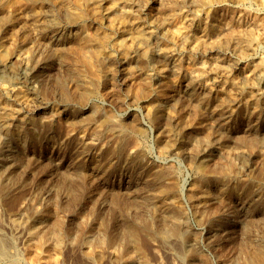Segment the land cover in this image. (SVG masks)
<instances>
[{
  "label": "rangeland",
  "instance_id": "1",
  "mask_svg": "<svg viewBox=\"0 0 264 264\" xmlns=\"http://www.w3.org/2000/svg\"><path fill=\"white\" fill-rule=\"evenodd\" d=\"M0 5V54L5 62L0 68V113L8 111L6 127L23 131L14 134L0 125V233L8 239L0 264H254L252 255L264 246V185L260 184L264 157L243 148L244 162L243 157L238 159L244 170L237 180L238 191L224 197L212 191L208 203L196 202L190 187L201 158L186 157L189 148L180 150L171 142L161 152L156 131L165 134L166 129L185 123L183 137L189 138L195 135L192 128L196 125L203 133L215 131L218 123L211 116L213 110L264 108V0H0ZM122 26L133 34L149 33L143 49L153 54L151 61L143 49L124 39ZM110 39L118 43L117 49ZM13 72L26 74L25 78L13 79ZM86 88L92 93L86 95ZM15 89L27 94V101L10 98ZM71 117L89 120L83 126L73 125ZM104 118L112 120L110 129L89 138L84 128ZM207 119H213L212 124ZM114 124H123L125 129L120 133ZM233 127L240 136H251L243 121ZM260 132L264 134V128ZM117 145L119 149L114 148ZM214 158L207 156L209 168L215 166ZM164 166L174 168L181 185L179 223L164 216V207L155 197L157 185L169 183H159L154 176ZM54 222H58V240L44 239L41 228L50 229ZM32 224L36 230L30 235ZM157 226L174 227L179 235L152 234ZM134 227L140 229L131 236ZM187 236L193 241L191 254L182 246Z\"/></svg>",
  "mask_w": 264,
  "mask_h": 264
},
{
  "label": "bare ground",
  "instance_id": "2",
  "mask_svg": "<svg viewBox=\"0 0 264 264\" xmlns=\"http://www.w3.org/2000/svg\"><path fill=\"white\" fill-rule=\"evenodd\" d=\"M6 2V1H5ZM17 2V1H16ZM23 2V1H22ZM21 2V3H22ZM47 2V1H46ZM92 2V1H91ZM104 2H105V0H104ZM180 2V1H179ZM194 2V1H193ZM192 2V3H193ZM8 3H10V2H8ZM7 3V4H8ZM93 3H95V2H93ZM92 3V4H93ZM91 4V5H92ZM104 4V3H103ZM117 4V3H116ZM10 5V4H9ZM8 5V6H9ZM11 5H12V3H11ZM115 5V4H114ZM193 5V4H192ZM1 6V5H0ZM122 6V5H121ZM120 6V7H121ZM92 7V6H91ZM114 7V6H113ZM195 7V6H194ZM9 8V7H8ZM19 8V7H18ZM17 8V9H18ZM99 8V7H98ZM111 8H112V5H111ZM5 9H6V7H5ZM15 9V8H14ZM92 9V8H91ZM101 9H102V6H101ZM110 9V8H109ZM119 9V8H118ZM104 10H106V9H104ZM124 10V9H123ZM14 11H16V10H14ZM90 11V10H89ZM121 11V10H120ZM133 11V10H132ZM131 11V12H132ZM122 12V11H121ZM141 12V11H140ZM10 13V12H9ZM17 13V12H16ZM40 13V12H39ZM94 13V12H93ZM98 13V12H97ZM147 13V12H146ZM14 14V13H13ZM115 14V13H114ZM119 14V13H118ZM120 14H122V13H120ZM125 14V13H124ZM3 15V14H2ZM6 15H7V13H6ZM18 15V14H17ZM67 15V14H66ZM65 15V16H66ZM88 15V14H87ZM95 15V14H94ZM93 15V16H94ZM100 15V14H99ZM126 15V14H125ZM35 16V15H34ZM33 16V17H34ZM117 16V15H116ZM115 16V17H116ZM129 16V15H128ZM133 16V15H132ZM82 17V16H81ZM108 17V16H107ZM130 17V16H129ZM135 17V16H134ZM147 17V16H146ZM169 17V16H168ZM3 18V17H2ZM7 18V17H6ZM10 18V17H9ZM83 18V17H82ZM88 18V17H87ZM95 18V17H94ZM140 18V17H139ZM145 18V17H144ZM148 18V17H147ZM4 19V18H3ZM32 19V18H31ZM64 19V18H63ZM89 19V18H88ZM95 19H97V18H95ZM99 19V18H98ZM103 19V18H102ZM104 19H105V17H104ZM110 19V18H109ZM128 19V18H127ZM134 19V18H133ZM132 19V20H133ZM142 19V18H141ZM146 19V18H145ZM11 20V19H10ZM9 20V21H10ZM85 20V19H84ZM91 20V19H90ZM148 20V19H147ZM170 20V19H169ZM1 21V20H0ZM40 21V20H39ZM63 21V20H62ZM75 21V20H74ZM98 21V20H97ZM145 21V20H144ZM143 21V22H144ZM152 21H154V20H152ZM14 22V21H13ZM107 22V21H106ZM128 22V21H127ZM135 22V21H134ZM133 22V23H134ZM147 22V21H146ZM155 22V21H154ZM4 23V22H3ZM10 23V22H9ZM36 22H34V24H35ZM50 23V22H49ZM68 23V22H67ZM70 23V22H69ZM86 23V22H85ZM112 23V22H111ZM140 23V22H139ZM156 23V22H155ZM48 24V23H47ZM52 24H54V23H52ZM60 24V23H59ZM58 24V25H59ZM100 24V23H99ZM122 24V23H121ZM145 24V23H144ZM150 24V23H149ZM162 24V23H161ZM1 25H2V22H1ZM38 25V24H37ZM63 25V24H62ZM103 25V24H102ZM116 26H117V24H115ZM60 26V25H59ZM64 26V25H63ZM109 26H111V25H109ZM118 26H120V24L118 25ZM117 26V27H118ZM161 26V25H160ZM184 26V25H183ZM10 27V26H9ZM36 27V26H35ZM48 27V26H47ZM51 27V26H50ZM115 27V26H114ZM113 27V28H114ZM138 27H140V26H138ZM184 27H186V26H184ZM0 28H1V26H0ZM2 28H3V26H2ZM1 28V29H2ZM54 28V27H53ZM59 28V27H58ZM109 28V27H108ZM111 28H112V26H111ZM151 28V27H150ZM155 28V27H154ZM188 28H189V26H188ZM0 29V30H1ZM38 29V28H37ZM42 29V28H41ZM61 29V28H60ZM156 29V28H155ZM82 30V29H81ZM80 30V31H81ZM86 30V29H85ZM85 30H82V31H85ZM132 30V29H131ZM136 30H137V28H136ZM139 30H141V29H139ZM160 30H161V28H160ZM164 30V29H163ZM189 30V29H188ZM2 31H3V29H2ZM8 31V30H7ZM102 31V30H101ZM111 31V30H110ZM133 31V30H132ZM152 31V30H151ZM162 31V30H161ZM53 32V31H52ZM92 32H94V31H92ZM100 32V31H99ZM107 32H108V30H107ZM160 32V31H159ZM163 32V31H162ZM12 33V32H11ZM61 33V32H60ZM63 33H65V32H63ZM89 33V32H88ZM116 33V32H115ZM120 33L123 35V37H124V39H130L134 44H135V46H136V48L137 49H143V47H144V45L146 44V41H148L147 40V34H149L147 31H143V32H137V33H131V32H128L125 28H124V26H122L121 28H120ZM158 33V32H157ZM192 33V32H191ZM39 34V33H38ZM81 34V33H80ZM161 34V33H160ZM165 34V33H164ZM182 34V33H181ZM184 34H186V33H183L182 35H184ZM6 35V34H5ZM8 35V34H7ZM11 35V34H10ZM50 35H52V34H50ZM56 35V34H55ZM68 35V34H67ZM102 35V34H101ZM107 35V34H106ZM117 35H119L118 33H117ZM157 35V34H156ZM156 35H155V37H156ZM181 35V38H183V36ZM4 36V35H3ZM59 36V35H58ZM99 36V35H98ZM115 36V35H114ZM152 36V35H151ZM154 36V35H153ZM152 36V37H153ZM12 37V36H11ZM10 37V38H11ZM41 37V36H40ZM94 37V36H93ZM102 37H104V36H102ZM158 37V36H157ZM187 37H188V35H187ZM67 38V37H66ZM65 38V39H66ZM106 38V37H105ZM119 38V37H118ZM180 38V39H181ZM1 39V38H0ZM14 39H15V37H14ZM25 39V38H24ZM53 38H51V40H52ZM64 39V40H65ZM70 39V38H69ZM95 39V38H94ZM93 39V40H94ZM122 39V38H121ZM237 39V38H236ZM8 40V39H7ZM20 40V39H19ZM22 40V39H21ZM44 40V39H43ZM49 40V39H48ZM63 40V39H62ZM83 40V39H82ZM105 40V39H104ZM159 40V39H158ZM168 40V39H167ZM183 40V39H182ZM187 40V39H186ZM186 40H184V41H186ZM15 41V40H14ZM50 41V40H49ZM49 41H47L48 43H49ZM61 41V40H60ZM90 41V40H89ZM114 42V41H112L111 39L109 40V42ZM117 41V40H116ZM119 41V40H118ZM130 41V42H131ZM162 41V40H161ZM20 42V41H19ZM105 42V41H104ZM120 42V41H119ZM121 42H122V40H121ZM129 42V41H128ZM234 42V41H233ZM2 43V42H1ZM4 43V42H3ZM8 43H10V42H8ZM11 43H13V41L11 42ZM10 43V44H11ZM18 43V42H17ZM24 43V42H23ZM52 43V42H51ZM168 43V42H167ZM186 43V42H185ZM231 43V42H230ZM238 43V42H237ZM5 44V43H4ZM14 44V43H13ZM68 44V43H67ZM97 44V43H96ZM114 45H113V47H115L116 49H117V44L118 43H116V42H114L113 43ZM129 45L131 44V43H128ZM128 44H126L127 46H128ZM184 44V43H183ZM18 45H19V43H18ZM21 45V44H20ZM92 45V44H91ZM98 45V44H97ZM165 45V44H164ZM237 46H238V44H236ZM240 45V44H239ZM245 45V44H244ZM9 46V45H8ZM83 46V45H82ZM84 46H86V45H84ZM83 46V47H84ZM106 46V45H105ZM122 46V45H121ZM93 47V46H92ZM101 47V46H100ZM112 47V48H113ZM163 47V46H162ZM245 47V46H244ZM10 48V47H9ZM22 48V47H21ZM57 49H58V47H56ZM62 48H64V47H62ZM89 48V47H88ZM105 48V47H104ZM118 48H119V46H118ZM131 48V47H130ZM145 48V47H144ZM154 48V47H153ZM53 49V48H52ZM60 49V48H59ZM84 49V48H83ZM86 49V48H85ZM107 49V48H106ZM111 49V48H110ZM165 49V48H164ZM169 49V48H168ZM243 49H246V48H243ZM249 49V48H248ZM56 50V49H55ZM91 50V49H90ZM103 50V49H102ZM134 50V49H133ZM149 50H150V48H149ZM163 50V49H162ZM162 50H160V51H162ZM60 51V50H59ZM83 51V50H82ZM132 51V50H131ZM144 52V56L146 57L147 56V58L151 61L152 60V57H153V54H151V52L149 51H147V49H143V50H141V52ZM247 51V50H246ZM36 52H37V50H36ZM56 52V51H55ZM85 52H86V50H85ZM89 52V51H88ZM108 52V51H107ZM120 52V51H119ZM137 52H139L138 50H137ZM38 53V52H37ZM45 53V52H44ZM61 53V52H60ZM63 53V52H62ZM82 53V52H81ZM87 53V52H86ZM172 53V52H171ZM40 54V53H39ZM38 54V55H39ZM58 54V53H57ZM91 54V53H90ZM94 54H95V52H94ZM93 54V55H94ZM112 54H113V52H112ZM111 54V55H112ZM156 54H157V52H156ZM18 55H20L19 53H18ZM86 55V54H85ZM96 55H98V54H96ZM110 55V54H109ZM166 55H168V54H166ZM48 56V55H47ZM62 56H64V55H62ZM99 56V55H98ZM120 56V55H119ZM164 56H165V54H164ZM2 55L0 54V68H2V67H4V64H5V62L2 60ZM40 57V56H39ZM144 57V58H145ZM48 58H49V56H48ZM52 58V57H51ZM94 58H95V56H94ZM108 58V57H107ZM165 58V57H164ZM80 59H81V56H80ZM124 59H125V57H124ZM160 59V58H159ZM217 59V58H216ZM82 60V59H81ZM104 60V59H103ZM116 60V59H115ZM181 60V59H180ZM96 61V60H95ZM94 61V62H95ZM156 61V60H155ZM217 61V60H216ZM79 62V61H78ZM82 62V61H81ZM85 62V61H84ZM93 62V63H94ZM104 62V61H103ZM135 62V61H134ZM157 62V61H156ZM164 62V61H163ZM7 63V62H6ZM9 63V62H8ZM90 63V62H89ZM121 63V62H120ZM136 63V62H135ZM176 63V62H175ZM109 64V63H108ZM147 64H149V62L147 63ZM173 64V63H172ZM9 65V64H8ZM44 65V64H43ZM99 65V64H98ZM102 65H103V63H102ZM117 65V64H116ZM115 65V66H116ZM133 65L134 64H132V67H133ZM136 65V64H135ZM165 65H167V64H165ZM164 65V66H165ZM177 65H179V64H177ZM261 65V64H260ZM114 66V65H113ZM126 66H128V65H126ZM139 66H141V65H139ZM171 66V65H170ZM180 66H182V65H180ZM92 67H93V64H92ZM111 67V66H110ZM123 67V66H122ZM132 67H130V68H132ZM153 66H151V68H152ZM163 67V66H162ZM195 67V66H194ZM193 67V68H194ZM224 67V66H223ZM229 67V66H228ZM77 68V67H76ZM85 68V67H84ZM112 68V67H111ZM115 68V67H114ZM120 68H121V66H120ZM134 68V67H133ZM142 68V67H141ZM150 68V69H151ZM163 68H165V67H163ZM166 68H167V66H166ZM172 68V67H171ZM213 68V67H212ZM215 68V67H214ZM236 68V67H235ZM257 68V67H256ZM256 68H254V69H256ZM27 69V68H26ZM140 69V68H139ZM33 70V69H32ZM70 70H71V68H70ZM104 70V69H103ZM125 70V69H124ZM143 70V69H142ZM158 70V69H157ZM160 70H161V68H160ZM29 71V70H28ZM27 71V72H28ZM95 71V70H94ZM100 71V70H99ZM102 71V70H101ZM200 71V70H199ZM227 71V70H226ZM229 71H230V68H229ZM11 72V71H10ZM71 72V71H70ZM129 72V71H128ZM127 72V73H128ZM146 72V71H145ZM151 72V71H150ZM172 72V71H171ZM178 72V71H177ZM136 73V72H135ZM174 73V72H173ZM225 73V72H224ZM231 73V72H230ZM261 73V72H260ZM73 74V73H72ZM92 74V73H91ZM90 74V75H91ZM97 74V73H96ZM103 74V73H102ZM107 74H108V72H107ZM110 74V73H109ZM108 74V75H109ZM145 74V73H144ZM166 74V73H165ZM26 75V74H25ZM25 75L23 74H19V73H17V72H13V74H12V78L13 79H18V78H25ZM33 75V74H32ZM159 76L157 77V80H158V82L159 81H161V76H160V74H158ZM224 75V74H223ZM264 75V74H263ZM98 76V75H97ZM127 76V75H126ZM132 76V75H131ZM135 76V75H134ZM146 76V75H145ZM225 76V75H224ZM226 76H228V75H226ZM262 76V75H261ZM67 77V76H66ZM74 77V76H73ZM81 77H83V76H81ZM85 77V76H84ZM89 77V76H88ZM92 77V76H91ZM96 77V76H95ZM104 77V76H103ZM102 77V78H103ZM111 77V76H110ZM144 77V76H143ZM155 77V76H154ZM196 77V76H195ZM241 77V76H240ZM98 78V77H97ZM102 78L100 79V80H102ZM140 78V77H139ZM226 78V77H225ZM242 78V77H241ZM250 78H252V76L250 77ZM71 79V78H70ZM74 79V78H73ZM87 79V78H86ZM30 80H31V78H30ZM97 80V79H96ZM140 80V79H139ZM149 80V79H148ZM192 80V79H191ZM224 80V79H223ZM222 80V81H223ZM232 80V79H231ZM239 80V79H238ZM241 80V79H240ZM5 81V80H4ZM78 81V80H77ZM190 81V80H189ZM229 81V80H228ZM34 82V81H33ZM80 82V81H79ZM150 82V81H149ZM166 82V81H165ZM195 82H197V80L195 81ZM27 83V82H26ZM91 83V82H90ZM89 83V84H90ZM139 83H140V81H139ZM139 83H137V84H139ZM141 83H142V81H141ZM143 83H144V81H143ZM192 83V82H191ZM15 84H16V82H15ZM18 84V83H17ZM31 84V83H30ZM34 84V83H33ZM85 84V83H84ZM89 84H87V85H89ZM98 85H99V83H97ZM145 84V83H144ZM150 84V83H149ZM149 84H147V85H149ZM226 84V83H225ZM234 84H235V82H234ZM150 85H152V84H150ZM11 86L12 87H15L14 85H10V88H11ZM17 86V85H16ZM60 86V85H59ZM110 86H111V84H110ZM130 86V85H129ZM142 86V85H141ZM236 86V85H235ZM20 87V86H19ZM99 87V86H98ZM98 87H96V88H98ZM119 87H120V85H119ZM152 87V86H151ZM238 87V86H237ZM3 88V87H2ZM17 88V87H16ZM22 89H23V87H21ZM139 88V87H138ZM141 88V87H140ZM1 89V88H0ZM6 89V88H5ZM9 89V88H8ZM109 89V88H108ZM127 89V88H126ZM233 89H235L236 90V88L234 87ZM245 89H247V88H245ZM23 90H25V89H23ZM32 90V89H31ZM61 90V89H60ZM59 90V91H60ZM140 90V89H139ZM191 90V89H190ZM200 90V89H199ZM240 90H241V88H240ZM1 91H3V90H1ZM82 91V90H81ZM96 91H97V89H96ZM100 91V90H99ZM144 91V90H143ZM146 91H147V89H146ZM227 91V90H226ZM32 92V91H31ZM83 92H85V94L86 95H89L90 93H92V91L91 90H88L87 88L83 91ZM136 92V91H135ZM140 92H141V90H140ZM179 92V91H178ZM204 92V91H203ZM258 92V91H257ZM6 93V92H5ZM8 93H9V91H8ZM129 93V92H128ZM137 93V92H136ZM145 93V92H144ZM183 93V92H182ZM193 93V92H192ZM208 93V92H207ZM223 93V92H222ZM225 93V92H224ZM242 93V92H241ZM254 93V92H253ZM259 93H261V92H259ZM264 93V92H263ZM1 94V93H0ZM80 94V93H79ZM84 94V95H85ZM96 94V93H95ZM123 94V93H122ZM121 94V95H122ZM134 94V93H133ZM226 94V93H225ZM234 94V93H233ZM9 95H10V98H12L13 100H15V101H18V102H20V101H27V99H26V95L27 94H25L23 91H21V90H19V89H15V90H13V91H11L10 93H9ZM60 95V94H59ZM58 95V96H59ZM93 95V94H92ZM179 95L180 94H178V97H179ZM221 95V94H220ZM236 95V94H235ZM240 95V94H239ZM31 96V95H30ZM96 96V95H95ZM128 96V95H127ZM158 96V95H157ZM187 96H189V95H187ZM195 96V95H194ZM203 96V95H202ZM211 96V95H210ZM237 96V95H236ZM249 96V95H248ZM4 97V96H3ZM7 97V96H6ZM94 97V96H93ZM150 97V96H149ZM175 97H176V94H175ZM205 97V96H204ZM238 97V96H237ZM244 97H247V96H244ZM9 98V99H10ZM32 98H34L33 96H32ZM41 98H43V97H41ZM203 98V97H202ZM207 98V97H206ZM219 98H222V96H220ZM226 98V97H225ZM234 98V97H233ZM232 98V99H233ZM249 98H251V97H249ZM259 98H260V96H259ZM78 99V98H77ZM94 99V98H93ZM99 99V98H98ZM144 99V98H143ZM146 99V98H145ZM224 99V98H223ZM228 99H229V97H228ZM236 99V98H235ZM247 99V98H246ZM1 100V99H0ZM11 100V99H10ZM9 100V101H10ZM32 100V99H31ZM37 100V99H36ZM58 100V99H57ZM101 100V99H100ZM135 100V99H134ZM204 100V99H203ZM208 100V99H207ZM206 100V101H207ZM238 100V99H237ZM251 100V99H250ZM4 101V100H3ZM34 101H35V99H34ZM53 101V100H52ZM97 101V100H96ZM187 101V100H186ZM190 101H191V99H190ZM193 101H196L197 102V100H193ZM223 101V100H222ZM229 101H230V99H229ZM17 102V103H18ZM22 102V103H23ZM32 102V101H31ZM31 102H30V104H31ZM36 102V101H35ZM50 102V101H49ZM100 102V101H99ZM156 102V101H155ZM154 102V103H155ZM214 102H215V100H214ZM218 102V101H217ZM216 102V104H219V103H217ZM243 102H244V100H243ZM3 103V102H2ZM10 103V102H9ZM28 103V102H27ZM47 103V102H46ZM83 103H84V101H83ZM82 103V104H83ZM153 103V104H154ZM161 103V102H160ZM165 103V102H164ZM246 103H247V101H246ZM249 103V102H248ZM7 104V103H6ZM14 104V103H13ZM16 104V103H15ZM74 104V103H73ZM158 104V103H157ZM167 104V103H166ZM175 104V103H174ZM179 104V103H178ZM190 104V103H189ZM193 104V103H192ZM195 104V103H194ZM199 104V103H198ZM197 104V106H199ZM206 104H207V102H206ZM245 104V103H244ZM2 105V104H1ZM9 105V104H8ZM10 105H11V103H10ZM28 105V104H27ZM26 105V106H27ZM42 105V104H41ZM45 105V104H44ZM66 105H68V104H66ZM151 105V104H150ZM172 105V104H171ZM171 105H170V107H171ZM222 105V104H221ZM4 106H6V105H4ZM37 106V105H36ZM40 106V105H39ZM46 106V105H45ZM102 106V105H101ZM100 106V107H101ZM167 106H169V105H167ZM173 106H175V105H173ZM172 106V108H173V110L176 108H174ZM214 105H212V107H213ZM229 106V105H228ZM237 106V105H236ZM246 106H248V105H246ZM260 106V105H259ZM3 107V106H2ZM18 107V106H17ZM65 107V106H64ZM77 107V106H76ZM150 107V106H149ZM151 107H153L152 105H151ZM224 107H225V105H224ZM233 106H231V108H232ZM253 107V106H252ZM251 107V108H252ZM257 107V106H256ZM6 108V107H5ZM71 108V107H70ZM186 108V107H185ZM194 108H196V107H194ZM229 108V107H228ZM235 108V107H234ZM254 108V107H253ZM13 109V108H12ZM63 109V108H62ZM77 109H78V107H77ZM157 109V108H156ZM155 109V110H156ZM159 109V108H158ZM166 109V108H165ZM168 110H169V107L167 108ZM181 109V108H180ZM179 109V110H180ZM182 109H184V108H182ZM190 109V108H189ZM198 109V108H197ZM212 109V108H211ZM210 109V110H211ZM215 109V108H214ZM250 109V108H249ZM264 109V108H263ZM263 109L262 108H259L258 107V109H255L254 108V110H252V111H246V110H244V111H240V109H232V110H229V111H223V109L221 110V109H216V110H213V112H211V116L213 117V118H215V120L217 121V123H218V125H216L217 126V128L216 129H214L215 131H213V132H205V133H203L204 131H203V129H201V127H199V126H197L196 124V126H194L192 129H193V131L195 132V135H191V137H189V138H185V137H183V132L185 131V128H186V126L187 125H185V123L184 124H180L179 126H177L176 125V128H175V130L173 129V130H169V129H166L165 130V134H160V133H157V131H156V134H158V136H157V138H158V143H159V145L158 146H160V151L161 152H163V151H165L167 148H169V144H170V142L172 143V147H177V148H179L180 150H184V149H186V148H189V150H187V151H185L184 152V155L186 156V157H189V158H193V157H199V158H201V160H200V166H199V168H197V171L195 172L196 174V177H195V180H194V182L192 183V185H191V187H190V191H191V197L193 198V199H195V200H197L196 202H207V199L211 196V194H212V191H217L216 193L217 194H219V196H221V197H224L225 195H227V194H229V193H231V194H233V193H235V192H237L238 191V181L237 180H239L240 179V177L242 176V173H243V165H241L242 163H240L241 162V160H243V162H244V155H245V152H244V149L243 148H246L247 150H249V154H251V155H260V156H262V157H264V134H261V129L262 128H264V127H262V126H264V122H263V118H264V111H263ZM2 110H4V109H2ZM7 110V109H6ZM26 110V109H25ZM48 110H50V109H48ZM108 110V109H107ZM170 110H171V108H170ZM179 110H178V113H179ZM196 110V109H195ZM203 110V109H202ZM205 110V109H204ZM11 111V110H10ZM18 111V110H17ZM20 111V110H19ZM28 111V110H27ZM41 111V110H40ZM47 111V110H46ZM97 111V110H96ZM159 111V110H158ZM198 111V110H197ZM201 111V110H200ZM8 112V111H7ZM7 112L4 110V112H2V113H0V125L3 127V128H5L6 126L4 125L5 124V119H6V117H7ZM23 112V111H22ZM98 112V111H97ZM171 112V111H170ZM163 113V112H162ZM173 113H174V111H173ZM176 113V112H175ZM207 113V112H206ZM210 113V112H209ZM158 114H160L159 112H158ZM172 114V113H171ZM208 114V113H207ZM12 115V114H11ZM10 115V116H11ZM24 115V114H23ZM22 115V116H23ZM95 115H97V114H95ZM175 115V114H174ZM196 115V114H195ZM209 115V114H208ZM13 116V115H12ZM148 116V115H147ZM166 116V115H165ZM14 117V116H13ZM25 117V116H24ZM45 116H43V118H44ZM51 117V116H50ZM90 117V116H89ZM95 117V116H94ZM117 117V116H116ZM149 117V116H148ZM162 117V116H161ZM168 117V116H167ZM195 117V116H194ZM199 117V116H198ZM205 117V116H204ZM209 117V116H208ZM118 118V117H117ZM159 118H160V115H159ZM159 118H158V122H159ZM164 118V117H163ZM171 118V117H170ZM174 118V117H173ZM185 118V117H184ZM94 119V118H93ZM92 119V121H94ZM176 119H177V117H176ZM191 119V118H190ZM8 120V119H7ZM45 120V119H44ZM52 120V119H51ZM69 120V119H68ZM88 120L89 119H87V120H80L79 118H77V117H71L70 118V123L71 124H73V125H77V124H82V126L84 125V124H87L88 123ZM149 120V119H148ZM167 120V119H166ZM171 120V119H170ZM189 120V119H188ZM203 120V119H202ZM207 120H209L208 122L209 123H211L212 124V122H213V119H212V122L210 121V119H207ZM207 120H205V121H207ZM214 120V121H215ZM12 121V120H11ZM38 121V120H37ZM67 121V120H66ZM112 120H110V119H108V118H104V119H102V120H100L98 123L97 122H95L94 123V126L93 127H90V128H84V130H85V134L90 138V137H93V136H101V135H103V130H104V128H106V127H108V126H112V124L110 123ZM168 121V120H167ZM182 121V120H181ZM193 121V120H192ZM199 121H201V120H199ZM240 121H243L244 122V127L246 128L245 130H247V132H249V133H251V136H249V137H243V136H240V134H238V128L237 129H235L234 127H233V125L236 123H238V122H240ZM19 122V121H18ZM40 122H41V120H40ZM114 122V121H113ZM134 122V121H133ZM135 122H136V120H135ZM135 122H134V125H135ZM154 122V121H153ZM178 122H179V120H178ZM31 123V122H30ZM38 123H39V121H38ZM49 123V122H48ZM172 123V122H171ZM180 123V122H179ZM190 123H192V122H190ZM208 123V124H209ZM9 124V123H8ZM68 124V123H67ZM126 124V123H125ZM128 124V123H127ZM194 124V123H193ZM200 124V123H199ZM16 125V124H15ZM39 125H42V124H39ZM152 125V124H151ZM47 126V125H46ZM136 126H138V125H136ZM141 126V125H140ZM171 126H172V124H171ZM174 126V125H173ZM215 126V125H214ZM215 126V127H216ZM33 127V126H32ZM144 127V126H143ZM142 127V128H143ZM2 128V129H3ZM21 128V127H20ZM31 128V127H30ZM46 128H48V127H46ZM65 128V127H64ZM109 128V127H108ZM107 128V129H108ZM113 128H115L118 132H122L125 128H124V125L123 124H114L113 125ZM131 128V126L129 127V129ZM139 128V127H138ZM153 128V127H152ZM161 128V127H160ZM174 128V127H173ZM1 129V130H2ZM19 129V128H18ZM33 129V128H32ZM39 129V128H38ZM110 129V128H109ZM132 130H133V128H131ZM130 129V130H131ZM134 129H137V128H134ZM5 130H7V131H9V132H13L14 134H22L23 133V131L22 130H16V131H12L9 127H6L5 128ZM5 130H4V132H5ZM30 130V129H29ZM106 130V129H105ZM113 130V129H112ZM160 130V129H159ZM208 130V129H207ZM211 130V129H210ZM34 131H35V129H34ZM115 131V130H114ZM117 131H115L116 133H117ZM137 131H138V129H137ZM136 131V132H137ZM143 131V130H142ZM212 131V130H211ZM114 132V133H115ZM135 132V131H134ZM161 132V131H160ZM83 133V132H82ZM81 133V134H82ZM108 133H109V131H108ZM119 133V134H120ZM139 133V132H138ZM243 133H246V132H243ZM38 134V133H37ZM125 134V133H124ZM140 134V133H139ZM247 134V133H246ZM246 134H245V136H246ZM36 135V134H35ZM76 135V134H75ZM79 135V134H78ZM115 135V134H114ZM126 135V134H125ZM142 135V134H141ZM241 135H243V134H241ZM248 135V134H247ZM121 136V135H120ZM17 137V136H16ZM144 137V136H143ZM38 138V137H37ZM120 138V137H119ZM99 139V138H98ZM40 140V139H39ZM89 140V139H88ZM144 140V139H143ZM156 140V139H155ZM87 141V140H86ZM93 141V140H92ZM94 141H96V140H94ZM99 141V140H98ZM112 142V141H111ZM111 142H110V144H111ZM155 142V141H154ZM112 143H114V142H112ZM122 143V142H121ZM120 143V144H121ZM144 143V142H143ZM79 144V143H78ZM85 144V143H84ZM105 145V144H104ZM82 146H84V145H82ZM93 146V145H92ZM109 146V145H108ZM111 146V145H110ZM105 147V146H104ZM186 147V148H185ZM90 148V147H89ZM114 148L116 149H119V145H117V146H114ZM99 150V149H98ZM108 150H110V148L108 149ZM123 150V149H122ZM179 150V151H180ZM94 151V150H93ZM120 152V151H119ZM181 152V151H180ZM83 153V152H82ZM106 153V152H105ZM122 153V152H121ZM166 153V152H165ZM174 153V152H173ZM177 153V152H176ZM111 154V153H110ZM114 154V153H113ZM80 155H82V154H80ZM79 155V156H80ZM169 155V154H168ZM208 155H213L215 158H216V163H215V166L214 167H211V168H209L208 167V164H207V156ZM1 156V155H0ZM104 156V155H103ZM112 156V155H111ZM110 156V157H111ZM164 156V155H163ZM163 156H161V157H163ZM170 156V155H169ZM172 156V155H171ZM174 156V155H173ZM249 156V155H248ZM138 157V156H137ZM241 157H243L241 160H240V162H239V160L238 159H240ZM28 158V157H27ZM30 158V157H29ZM96 158H97V156H96ZM168 158V157H167ZM214 158V159H215ZM261 158V157H260ZM26 159V158H25ZM90 159V158H89ZM137 159V158H136ZM104 160V159H103ZM161 160H162V158H161ZM83 161V160H82ZM113 161V160H112ZM165 161V160H164ZM108 162H111L110 160L108 161ZM197 162V161H196ZM246 162V161H245ZM27 163V162H26ZM81 163V162H80ZM81 165V164H80ZM95 165V164H94ZM82 166V165H81ZM101 166V165H100ZM179 166V165H178ZM192 166V165H191ZM246 167H247V165H245ZM258 166V165H257ZM92 167V166H91ZM195 167V166H194ZM193 167V168H194ZM253 167V166H252ZM107 168V167H106ZM105 168V169H106ZM192 168V167H191ZM251 168V167H250ZM179 169H180V166H179ZM246 169V168H245ZM251 170H253V169H251ZM180 171V170H179ZM194 171V170H193ZM246 171V170H245ZM258 171H259V169H258ZM84 172V171H83ZM86 172V171H85ZM90 172V171H89ZM175 170H174V168L173 167H168V168H166L165 166L164 167H160L158 170H156V172H155V179L159 182V183H161V181H169V183L168 184H160V185H157L158 186V188H156L157 190L155 191V197H156V199H157V201L164 207V216L166 217V218H168V219H170V220H173L175 223H179L180 222V217H179V215H178V212H177V207L178 206H180V204H181V195H179V192H180V186L181 185H179L178 183V179H177V176H176V174H175ZM95 173V172H94ZM104 173H105V171H104ZM246 173V172H245ZM244 173V174H245ZM255 173H257L256 171H255ZM90 174V173H89ZM251 174V173H250ZM254 174V173H253ZM152 175V174H151ZM4 176V175H3ZM82 176V175H81ZM245 176H248V175H245ZM250 176V175H249ZM257 176H260V175H257ZM256 175H255V177H257ZM1 177V176H0ZM89 177V176H88ZM8 178H9V176H8ZM14 178V177H13ZM18 178H20V177H18ZM253 178V175L251 176V179ZM261 179V186L262 185H264V176H262L261 175V177H260ZM1 180V179H0ZM16 180V179H15ZM21 180V179H20ZM244 180V179H243ZM9 181V180H8ZM11 181V180H10ZM14 181V180H13ZM12 181V182H13ZM180 181V180H179ZM248 181V180H247ZM157 182V183H158ZM242 182H244V181H242ZM5 183H6V181H5ZM249 183V182H248ZM7 184V183H6ZM242 184V183H241ZM240 184V185H241ZM259 184V185H260ZM20 185H21V183H20ZM165 185V186H164ZM250 185V184H249ZM7 186V188H8V185H6ZM257 186V185H256ZM5 187V186H4ZM241 187V186H240ZM247 187V186H246ZM255 187V186H254ZM216 190H215V189ZM246 189V188H245ZM253 189V188H252ZM155 190V189H154ZM183 189H181V191H182ZM253 191V190H252ZM190 193V192H189ZM188 193V194H189ZM249 193H251V191L249 192ZM183 195V194H182ZM249 195V194H248ZM263 195V194H262ZM186 196V195H185ZM71 197H73V196H71ZM221 197H219V198H221ZM54 198H55V196H54ZM74 198V197H73ZM185 198V197H184ZM144 199V198H143ZM223 199V198H222ZM73 200V199H72ZM77 200V199H76ZM145 200V199H144ZM148 200V199H147ZM150 200V199H149ZM154 200V199H153ZM191 200V199H190ZM74 202H75V199L73 200ZM140 201V200H139ZM142 201V200H141ZM187 201V200H186ZM185 201V202H186ZM71 202V201H70ZM149 202V201H148ZM150 202H151V200H150ZM65 203V202H64ZM208 203V202H207ZM75 204V203H74ZM141 204H142V202H141ZM199 205H200V203H198ZM55 205V204H54ZM62 205H63V203H62ZM185 205V204H184ZM197 205V204H196ZM199 205H197V206H199ZM65 206V205H64ZM71 206V205H70ZM152 207V206H151ZM154 207V206H153ZM162 207V208H163ZM206 207V206H205ZM208 207V206H207ZM180 208V207H179ZM56 210H58V209H56ZM66 210V209H65ZM158 210V209H157ZM180 210V209H179ZM199 210V213H202L203 211L202 210H200V209H198ZM203 210H205V208L203 209ZM159 211V210H158ZM209 211V210H208ZM56 212V211H55ZM180 212V211H179ZM43 213V212H42ZM181 213V212H180ZM179 213V214H180ZM186 213V212H185ZM161 214V213H160ZM203 214H206V210H205V213H203ZM60 215V214H59ZM196 215V214H195ZM25 217V216H24ZM28 217V216H27ZM32 217V216H31ZM147 219V218H146ZM201 219H202V217H201ZM33 220V219H32ZM42 220H44L43 218H42ZM62 220V219H61ZM45 221V220H44ZM63 221V220H62ZM62 221H61V224H62ZM139 221V220H138ZM147 221V220H146ZM15 222V221H14ZM47 222V221H46ZM104 222V221H103ZM144 222V221H143ZM167 222V221H166ZM184 222V221H183ZM23 223V222H22ZM30 223V222H29ZM50 223V222H49ZM49 223L47 224V225H49ZM53 223V222H52ZM56 223H58V222H54V226L52 227V228H50V229H47V226H46V228L43 226V228H41L42 229V232L44 233V239L46 238V240H48V239H50V238H56V240H58V233H59V228H58V226H57V224ZM159 223V222H158ZM182 223V222H181ZM25 224V223H24ZM26 224H28V222L26 223ZM56 224V225H55ZM151 224V223H150ZM166 224V223H165ZM58 225H60V224H58ZM147 225V224H146ZM171 225V224H170ZM16 226V225H15ZM30 226V225H29ZM153 226H156V225H153ZM31 229H32V231H30V235H32V232H33V234H34V232H35V224H32L31 226ZM37 228H39V227H42L41 225H39V226H36ZM49 227V226H48ZM166 228V227H165ZM164 227H162V226H157V227H155L154 228V230H153V232H155V233H152V234H159L160 236H162V237H166V236H168V235H175V234H177V235H179V232L177 231V229L176 228H171V229H165ZM62 229V228H61ZM139 229L140 228H137V227H134L133 228V230H132V232H131V236H135L136 234H138V231H139ZM143 229V228H142ZM81 230V229H80ZM130 230V229H129ZM146 230H147V228H146ZM149 230V229H148ZM41 231V230H40ZM39 231V232H40ZM150 231H152V230H150ZM1 233H3V232H1ZM0 233V253L2 252V253H4L5 252V248H6V243H7V241H6V239L3 237V235ZM63 233V232H62ZM68 234V233H67ZM83 234V233H82ZM91 234V233H90ZM36 235V234H35ZM80 235V234H79ZM128 235V234H127ZM68 236V235H67ZM78 236V235H77ZM76 236V237H77ZM112 236H114V235H111V237ZM129 236V235H128ZM128 236H127V238H128ZM155 236V235H154ZM70 237V236H69ZM79 237V236H78ZM89 237V236H88ZM120 237V236H119ZM138 237V236H137ZM136 237V238H137ZM170 237V236H169ZM178 237V236H177ZM60 238V237H59ZM73 238H74V236H73ZM117 238V237H116ZM132 238V237H131ZM135 238V237H134ZM77 239V238H76ZM81 239H83L82 238V235H81ZM92 239V238H91ZM111 239V238H110ZM122 239V238H121ZM138 239V238H137ZM262 239V238H261ZM8 240V239H7ZM102 240V239H101ZM134 240V239H133ZM181 240V239H180ZM264 240V239H263ZM43 241V240H42ZM76 241V240H75ZM92 241V240H91ZM94 241V240H93ZM104 241V240H103ZM102 241V242H103ZM112 241V240H111ZM119 241H120V239H119ZM135 241V240H134ZM140 241V240H139ZM183 245L182 246H184V250L185 251H187V253L189 254L191 251H192V245H191V242L193 243V241H191L190 240V238L187 236V237H183ZM13 242V241H12ZM11 242V243H12ZM45 242V241H44ZM60 242V241H59ZM97 241H95V243H96ZM99 242V241H98ZM116 242V241H115ZM142 242V241H141ZM263 242V241H262ZM80 243V242H79ZM107 243V246H108V244L110 243L111 244V242H105V244ZM118 243V242H117ZM116 243V244H117ZM13 244V243H12ZM44 244V243H43ZM82 244V243H81ZM102 244V243H101ZM109 244V245H110ZM113 244V243H112ZM132 244H134V243H132ZM131 244V245H132ZM139 245H141V244H139ZM144 245V244H143ZM259 245H260V243H259ZM264 245V244H263ZM257 246V245H256ZM255 246V247H256ZM89 247V246H88ZM144 247V246H143ZM99 248V247H98ZM121 248V247H120ZM7 249V248H6ZM89 249V248H88ZM88 249H87V251H88ZM93 249H94V247H93ZM136 249V248H135ZM194 249V248H193ZM255 249V248H254ZM90 250V249H89ZM95 250V249H94ZM114 250V249H113ZM243 250V249H242ZM256 252H255V254L254 255H252V257H253V261H254V264H264V246H260V247H258V249L256 248ZM253 251V250H252ZM99 252V251H98ZM142 252V251H141ZM249 252V251H248ZM91 253V252H90ZM94 253V252H93ZM111 253V252H110ZM117 253V252H116ZM121 253V252H120ZM99 254V253H98ZM101 254V253H100ZM118 254V253H117ZM191 254V253H190ZM238 254H240V253H238ZM111 255V254H110ZM125 255V254H124ZM130 255H132V254H130ZM142 255V254H141ZM1 256V255H0ZM89 256V255H88ZM235 256V255H234ZM237 256V255H236ZM240 256V255H239ZM250 256V255H249ZM93 257V256H92ZM101 257V256H100ZM119 257V256H118ZM140 257H142V256H140ZM238 257V256H237ZM236 257V258H237ZM244 257V256H243ZM6 258V257H5ZM126 258V257H125ZM246 258V257H245ZM8 259H10V258H8ZM17 259V258H16ZM90 259H92V258H90ZM138 259V258H137ZM238 259V258H237ZM0 260H1V258H0ZM15 260V259H14ZM95 260V259H94ZM99 260V259H98ZM101 260V259H100ZM141 260V258L139 259V261ZM242 260V259H241ZM250 260V259H249ZM4 261V260H3ZM18 261H20V260H18ZM118 261V260H117ZM230 261V260H229ZM13 262V261H12ZM14 262H16V261H14ZM43 262V261H42ZM98 262V261H97ZM129 262H130V260H129ZM243 262H244V259H243ZM18 263V262H17ZM20 263H21V261H20ZM120 263V262H119ZM131 263V262H130ZM231 263V262H230ZM247 263V262H246ZM9 264V263H8ZM13 264V263H12ZM38 264V263H37ZM40 264V263H39ZM43 264V263H42ZM129 264V263H128ZM136 264H138V262L136 263ZM225 264H227V262L225 263ZM240 264V263H239Z\"/></svg>",
  "mask_w": 264,
  "mask_h": 264
}]
</instances>
